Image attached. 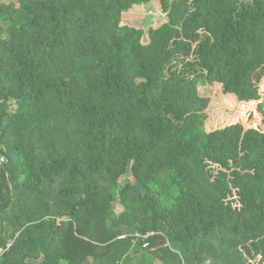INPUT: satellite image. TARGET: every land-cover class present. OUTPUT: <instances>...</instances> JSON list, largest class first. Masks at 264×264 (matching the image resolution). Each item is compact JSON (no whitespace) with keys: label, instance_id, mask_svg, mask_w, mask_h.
Listing matches in <instances>:
<instances>
[{"label":"trees","instance_id":"trees-1","mask_svg":"<svg viewBox=\"0 0 264 264\" xmlns=\"http://www.w3.org/2000/svg\"><path fill=\"white\" fill-rule=\"evenodd\" d=\"M152 1L0 0V264H264V0Z\"/></svg>","mask_w":264,"mask_h":264},{"label":"rangeland","instance_id":"rangeland-1","mask_svg":"<svg viewBox=\"0 0 264 264\" xmlns=\"http://www.w3.org/2000/svg\"><path fill=\"white\" fill-rule=\"evenodd\" d=\"M164 21H166V12L163 10L161 2L154 0L138 10H125L121 26L130 25L143 29L146 32L144 39H147L149 29L160 26ZM182 56L191 57L189 53H183ZM254 81L262 93V98L254 101H241L235 94L225 93L222 84L218 82L206 81L200 84L201 94L210 99L205 117V125L208 130L236 122L264 129V114L260 110V106L264 103V67L255 72ZM13 108H16L15 104ZM232 170L230 168V171ZM116 209L118 213L123 210L121 205H118ZM259 260L260 258L254 264H259Z\"/></svg>","mask_w":264,"mask_h":264},{"label":"built area","instance_id":"built-area-1","mask_svg":"<svg viewBox=\"0 0 264 264\" xmlns=\"http://www.w3.org/2000/svg\"><path fill=\"white\" fill-rule=\"evenodd\" d=\"M149 234H151V233L149 232L148 234L145 235V237L148 236Z\"/></svg>","mask_w":264,"mask_h":264}]
</instances>
